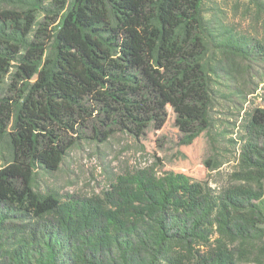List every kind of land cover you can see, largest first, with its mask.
<instances>
[{
	"label": "trees",
	"instance_id": "trees-1",
	"mask_svg": "<svg viewBox=\"0 0 264 264\" xmlns=\"http://www.w3.org/2000/svg\"><path fill=\"white\" fill-rule=\"evenodd\" d=\"M239 2L246 27L213 0H0V264H264V108L216 67L264 79V0ZM116 132L150 164L114 203L42 189ZM223 142L236 186L213 189Z\"/></svg>",
	"mask_w": 264,
	"mask_h": 264
},
{
	"label": "rangeland",
	"instance_id": "rangeland-1",
	"mask_svg": "<svg viewBox=\"0 0 264 264\" xmlns=\"http://www.w3.org/2000/svg\"><path fill=\"white\" fill-rule=\"evenodd\" d=\"M213 1L225 11L229 21L233 18V21L240 22L242 27L248 26V20L240 21L244 7L242 4H237L238 1L244 3L245 0ZM216 67L232 74L239 86H244L249 91L256 90L248 96L251 103L248 107L264 108V79L260 76L250 78L246 75L245 63L234 56L217 57ZM220 91H223V88H220ZM228 105L216 97L211 116L216 125L226 126V134L234 138L235 135L230 134V131L235 128L233 122L236 114L227 112ZM218 147H220L224 163L213 172L210 186L213 189L236 186L235 183L230 182L229 173L236 165L237 152L228 143H218ZM149 164V159L142 154L128 133L116 132L102 143L91 140L77 142L68 151L59 169L52 174L39 176L38 183L42 189L49 187L62 197L71 195L75 199L90 200L92 203L99 202L101 205L114 203L119 197L116 188L119 179L125 177L133 169L143 168Z\"/></svg>",
	"mask_w": 264,
	"mask_h": 264
}]
</instances>
